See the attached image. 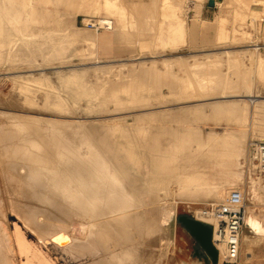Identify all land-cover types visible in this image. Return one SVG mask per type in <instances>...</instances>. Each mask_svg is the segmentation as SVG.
<instances>
[{"label":"rangeland","instance_id":"1","mask_svg":"<svg viewBox=\"0 0 264 264\" xmlns=\"http://www.w3.org/2000/svg\"><path fill=\"white\" fill-rule=\"evenodd\" d=\"M218 1L211 6L209 0H0V127L13 114L26 120L59 117L81 119L97 127L114 125L109 129L118 142L113 150L121 152L119 143L124 144L126 137L114 130L121 122L130 127L133 136L146 141L186 139L184 150L189 151L191 145V153L210 131L223 135L241 127L250 150L251 139L264 138V2ZM254 6L262 12L257 20L246 10ZM195 19L197 39L190 33ZM92 21L103 27L97 31L88 25ZM228 49L233 51L232 57ZM195 61L201 64L192 65ZM195 69H199L196 74ZM246 92L251 95H244ZM226 93L234 95L223 96ZM249 96L255 99L251 98V106L260 102L243 123L232 118L235 108L226 109V103L219 111L204 103ZM4 150L0 146V205L8 209L2 177L8 151ZM143 167L149 169L148 161ZM221 170L225 176L231 168ZM131 172L136 174L135 168ZM231 177L225 178V198L233 188H241L247 194V208L256 206L249 180L258 179L259 174L246 165L241 180ZM174 179L163 180L156 194L153 184H148L147 200L164 199L160 209L163 230L147 233L144 216L140 222L143 232L137 234L136 227L132 230L138 242L127 264H212L198 253L199 243L178 215L197 217L194 206L212 209L225 198L218 199L215 189L185 193ZM75 217L72 225L81 220ZM247 233L256 232L245 229L240 262L257 264L264 258V243L258 240L253 254L248 253ZM113 235L107 236V245L115 243ZM57 252L68 264L91 262L88 253L74 259L61 249ZM15 255L18 264L33 258L32 250L18 242Z\"/></svg>","mask_w":264,"mask_h":264},{"label":"bare ground","instance_id":"2","mask_svg":"<svg viewBox=\"0 0 264 264\" xmlns=\"http://www.w3.org/2000/svg\"><path fill=\"white\" fill-rule=\"evenodd\" d=\"M253 1L256 4L264 2ZM257 8L246 9L254 20L262 17ZM196 20L190 26V33L197 39L199 28L197 30ZM227 51L232 57L233 51ZM166 61L170 64L168 59ZM200 64V61H195L192 65ZM198 70H194L195 74ZM247 91H251L250 85ZM227 94L223 96L234 95ZM244 95L251 94L246 92ZM251 98L217 99L204 103H209L214 111H219L221 104L226 103V109L235 108L232 118L243 123L251 113H255L260 102L251 106ZM86 122L59 117L26 120L13 114L1 125L0 146H5L8 151L4 150L8 155L5 154L7 168L2 176L3 191L10 205L8 209L0 205V264H18L16 242L33 252V258L23 264H68L58 249L72 254L73 258L84 257L88 253L86 257L91 258L89 264H127L138 242L132 230L136 227V233L143 232L140 222L144 216L147 217V233L157 234L163 230L160 209L164 199L147 200L148 184H153L156 194L162 188L163 180L174 177L185 193L215 189L218 199H224L228 190L225 178L232 176L234 180H241L246 165L253 169L250 150L247 151L246 146L247 136L241 127L223 135L210 131L199 139L194 146L196 151L191 153V145L189 151L184 150L186 139L176 137L168 143L159 139L146 141L143 137L133 136L130 127L120 122L114 130L122 131L126 137L124 144L122 141L119 143L122 151L125 148L123 153L113 150L114 144L118 143L110 132L114 125L97 127ZM140 128L138 125L137 130ZM145 161H148V170L143 167ZM222 167L231 170L224 176ZM132 168L136 174L131 172ZM170 168L173 170L168 173ZM259 177L249 180L250 193L256 201V206L247 208V223L256 232L255 235H244L250 254H253L254 243L258 240L264 243V179L261 175ZM194 207L197 218L209 222L215 220L213 209L203 205ZM75 216L81 217L76 226L72 225ZM111 234H114L115 243L107 245V236Z\"/></svg>","mask_w":264,"mask_h":264},{"label":"built area","instance_id":"3","mask_svg":"<svg viewBox=\"0 0 264 264\" xmlns=\"http://www.w3.org/2000/svg\"><path fill=\"white\" fill-rule=\"evenodd\" d=\"M88 25L97 31L103 27L94 21ZM249 148L253 169L264 177V138L251 139ZM212 209L215 220L203 221L209 222L213 227V242L219 251L217 264H241V241L248 213L245 191L233 188L226 199L213 205Z\"/></svg>","mask_w":264,"mask_h":264},{"label":"water","instance_id":"4","mask_svg":"<svg viewBox=\"0 0 264 264\" xmlns=\"http://www.w3.org/2000/svg\"><path fill=\"white\" fill-rule=\"evenodd\" d=\"M209 4L214 6L216 0H209ZM178 220L185 226V228L194 236L199 243L198 253L204 255L208 263L217 264L219 251L213 242V227L209 222L203 221L196 216L188 213L178 215ZM246 228L254 233L252 227L247 223Z\"/></svg>","mask_w":264,"mask_h":264},{"label":"crops","instance_id":"5","mask_svg":"<svg viewBox=\"0 0 264 264\" xmlns=\"http://www.w3.org/2000/svg\"><path fill=\"white\" fill-rule=\"evenodd\" d=\"M257 254H259V253H257ZM257 264H264V258L263 259H259Z\"/></svg>","mask_w":264,"mask_h":264}]
</instances>
